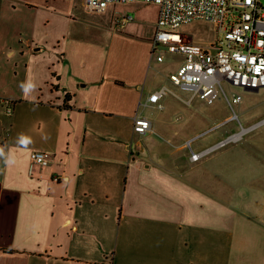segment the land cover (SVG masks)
<instances>
[{"label":"crops","instance_id":"crops-1","mask_svg":"<svg viewBox=\"0 0 264 264\" xmlns=\"http://www.w3.org/2000/svg\"><path fill=\"white\" fill-rule=\"evenodd\" d=\"M135 4L153 10L150 27L122 22ZM158 16L142 2L0 0V100L13 108L0 104V264H264V132L228 162L191 160L221 140L155 115L191 92L147 102L167 85L153 71L166 61L152 53ZM169 54L176 71L185 56Z\"/></svg>","mask_w":264,"mask_h":264},{"label":"built area","instance_id":"built-area-1","mask_svg":"<svg viewBox=\"0 0 264 264\" xmlns=\"http://www.w3.org/2000/svg\"><path fill=\"white\" fill-rule=\"evenodd\" d=\"M155 4L159 7L157 30L152 53L162 52V47L169 53L185 56L180 67L169 76L172 86L191 92L189 100L197 97L209 104L223 96L239 122L240 130L219 141L203 152L191 156L198 161L203 156L242 140L247 134L261 127L264 119L244 127L238 119L234 106L241 103L238 93L229 94L224 84L229 87L248 91L264 88V5L260 0H85L86 8L92 13H102L112 5L131 3ZM133 20L132 16L122 22ZM193 21H206L214 26L217 39L208 46L186 42L178 30ZM163 61L161 55L157 56ZM168 94L176 95L169 86L164 85L150 94L147 102L157 104ZM7 115H11L12 102L0 100ZM152 130V123L146 117L137 115L134 120V132L145 135ZM51 155L34 152L32 162L42 167L51 163Z\"/></svg>","mask_w":264,"mask_h":264},{"label":"rangeland","instance_id":"rangeland-1","mask_svg":"<svg viewBox=\"0 0 264 264\" xmlns=\"http://www.w3.org/2000/svg\"><path fill=\"white\" fill-rule=\"evenodd\" d=\"M260 1L264 5V0ZM135 7L139 8L132 13H129V15L136 18V20L139 16L143 17L144 20L141 21L145 24V27H150L153 23V10H150L148 5L135 4ZM138 21L139 19L137 22ZM176 31L186 37L187 40H190L191 38L192 41L198 45H207L215 39L213 26L206 21H193L189 24L183 25ZM161 49L164 51L163 55L165 56L166 61L164 64L156 66L153 71L157 73L159 78L160 76L163 79L165 78L166 84L169 85L180 97L183 99H189L191 96L189 92L182 91L181 89L172 86L169 82L170 73L175 71V67L181 57L169 54L166 52V48L162 47ZM224 86L229 94H231V92H241L244 95L243 103L235 106L236 114H238L244 127H249L252 124L264 119V88L257 93H244L238 88L229 87L227 84H224ZM164 104L166 105L165 111L163 113L156 112L155 115L162 114L164 117L168 116L172 120L177 117H181L182 119H187L189 121L199 120L200 126L203 129H206L208 133L217 131L209 136L207 139L209 142H213L215 140L216 143L240 130L239 122L234 118V113L227 105L223 96L218 97L211 104L201 101L198 98L195 99L190 107L174 96H168L164 99ZM228 121H230V123H228ZM219 127L222 128L218 129ZM262 132H264V126L250 134H247L242 142L230 143L212 153L211 156L213 157L219 154H226L222 158L224 162H228V158L232 151L234 152L236 149H240V147L246 145L247 142H250L251 138Z\"/></svg>","mask_w":264,"mask_h":264}]
</instances>
